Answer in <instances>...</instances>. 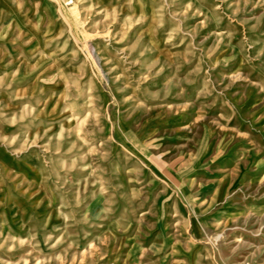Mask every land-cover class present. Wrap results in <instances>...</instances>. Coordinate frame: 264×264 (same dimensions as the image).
<instances>
[{
  "label": "rangeland",
  "instance_id": "rangeland-1",
  "mask_svg": "<svg viewBox=\"0 0 264 264\" xmlns=\"http://www.w3.org/2000/svg\"><path fill=\"white\" fill-rule=\"evenodd\" d=\"M0 264H264V0H0Z\"/></svg>",
  "mask_w": 264,
  "mask_h": 264
}]
</instances>
